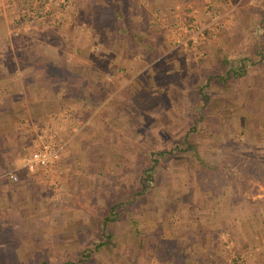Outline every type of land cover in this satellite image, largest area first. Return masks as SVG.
I'll return each instance as SVG.
<instances>
[{"label": "rangeland", "instance_id": "rangeland-1", "mask_svg": "<svg viewBox=\"0 0 264 264\" xmlns=\"http://www.w3.org/2000/svg\"><path fill=\"white\" fill-rule=\"evenodd\" d=\"M21 10L33 16L14 34ZM5 32L79 102L56 122L76 145L43 176L39 247L20 246L26 232L0 235L12 245L0 264H264V0H64L46 12L41 0H0L1 49ZM50 50L62 60L50 64ZM193 125L200 160L158 161L134 196L149 154Z\"/></svg>", "mask_w": 264, "mask_h": 264}, {"label": "crops", "instance_id": "crops-1", "mask_svg": "<svg viewBox=\"0 0 264 264\" xmlns=\"http://www.w3.org/2000/svg\"><path fill=\"white\" fill-rule=\"evenodd\" d=\"M4 36L7 46L4 49L0 47V235L7 237L9 234L26 232L30 235V240L22 241L20 246L36 249L39 246L32 243V239L37 238L34 234L38 232L36 234L42 235L44 232L40 228V222L32 219L44 218L50 214L43 207L46 196L42 195L43 176L50 169L27 170L22 164L30 152L36 129L45 125L57 133V120H65L60 118L64 115L63 107L69 105L75 112L77 108L73 106H77L79 101L77 96L68 91L73 84L67 80H52L46 70L30 64V59L27 58L29 47L13 49L10 34L5 32ZM29 37L32 40L38 39L36 35ZM1 40L0 36V43ZM35 51L32 49L31 53L39 52ZM51 51L53 50L41 51L42 57L47 58L49 63L55 57L62 60V53ZM20 52L23 53L24 60L19 58ZM70 69L76 72L75 66H70ZM93 69L94 66L90 71H94ZM75 145L73 142L69 147L65 146L61 155ZM9 171L19 177L18 181L10 182L7 179L6 173ZM7 240L0 247L12 249L11 240ZM59 254L56 252L55 257H59ZM151 261L152 257L148 256L138 258L136 264H151Z\"/></svg>", "mask_w": 264, "mask_h": 264}, {"label": "built area", "instance_id": "built-area-1", "mask_svg": "<svg viewBox=\"0 0 264 264\" xmlns=\"http://www.w3.org/2000/svg\"><path fill=\"white\" fill-rule=\"evenodd\" d=\"M41 3L44 12H46L58 8L64 3V0H41ZM19 13L14 15L15 18L10 21V25L12 26L11 31L14 34L19 31L20 26L24 27L29 22V18L33 16V12H25L24 10H21ZM54 17L58 18V12L54 14ZM66 141L58 138L56 133L47 126H40L36 129L34 139L30 145V152L22 166L27 170H34L36 168L51 169L56 167L61 158ZM6 177L10 182L17 181V175L12 171L7 172Z\"/></svg>", "mask_w": 264, "mask_h": 264}, {"label": "trees", "instance_id": "trees-1", "mask_svg": "<svg viewBox=\"0 0 264 264\" xmlns=\"http://www.w3.org/2000/svg\"><path fill=\"white\" fill-rule=\"evenodd\" d=\"M102 4H98V1L94 3V6H98L101 5V9L103 8H107L109 7V11H111V3L109 1L106 2H100ZM119 13V12H118ZM118 13L116 12H112L111 15H113L115 18L118 17ZM203 88H205V85H203ZM203 91V89H202ZM202 91L200 93H202ZM203 96V95H202ZM201 98V97H200ZM201 105L203 106V103L201 102ZM195 129H197L195 127V125L191 126V128L186 131V133L183 135V137L181 138V140L178 143H174L173 145H171L168 149L166 150H160L157 152H151L149 154L148 157V164L147 166L144 168L143 174L139 180V187L138 189L135 191V195H140L143 194L147 191V189L151 186V180H152V175H153V171L155 170V167L158 163V161L163 160L165 158H167L170 155H175V154H181V153H189L191 154L196 160H200L199 155L197 154L196 151V145L192 142L191 138V134L192 132L195 131ZM115 204H111L110 208L113 211H109V213H107L106 215H104L102 217V225L100 227L99 230V237L100 239H102L101 241L97 242L96 244H94V248L92 250H97L98 247L102 246L103 244L106 243V240L108 239V237H110V232L105 230V224L106 222H110L113 221L116 218V212L117 210H115L114 207ZM113 212V213H112ZM99 239V240H100ZM192 264H197V262H195V260L191 261ZM195 262V263H194Z\"/></svg>", "mask_w": 264, "mask_h": 264}]
</instances>
